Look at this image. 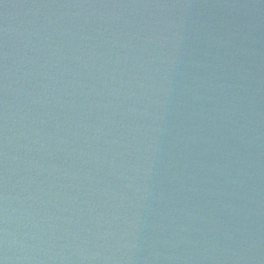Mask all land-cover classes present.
<instances>
[{
    "label": "water",
    "instance_id": "1",
    "mask_svg": "<svg viewBox=\"0 0 264 264\" xmlns=\"http://www.w3.org/2000/svg\"><path fill=\"white\" fill-rule=\"evenodd\" d=\"M0 264H264V0H0Z\"/></svg>",
    "mask_w": 264,
    "mask_h": 264
}]
</instances>
